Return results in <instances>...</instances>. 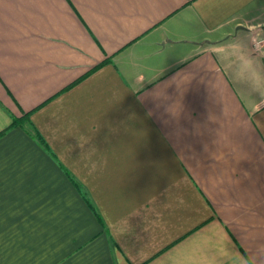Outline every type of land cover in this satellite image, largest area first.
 Segmentation results:
<instances>
[{
  "label": "crops",
  "instance_id": "0c3cea01",
  "mask_svg": "<svg viewBox=\"0 0 264 264\" xmlns=\"http://www.w3.org/2000/svg\"><path fill=\"white\" fill-rule=\"evenodd\" d=\"M257 38L264 0H0V264H264Z\"/></svg>",
  "mask_w": 264,
  "mask_h": 264
},
{
  "label": "trees",
  "instance_id": "16d2710c",
  "mask_svg": "<svg viewBox=\"0 0 264 264\" xmlns=\"http://www.w3.org/2000/svg\"><path fill=\"white\" fill-rule=\"evenodd\" d=\"M105 61H106V59H104V60H103L102 62H100L99 64L93 66L92 69H95V68H97L98 66L102 65ZM88 72H89V71H88ZM88 72H86V73H88ZM77 79H78V78H77ZM29 114H30V111H25V110H23V111H22V114H21L20 116H18V117H13L11 124H16V123H20V124H21V123L24 122V121H29Z\"/></svg>",
  "mask_w": 264,
  "mask_h": 264
},
{
  "label": "built area",
  "instance_id": "2783aa9c",
  "mask_svg": "<svg viewBox=\"0 0 264 264\" xmlns=\"http://www.w3.org/2000/svg\"><path fill=\"white\" fill-rule=\"evenodd\" d=\"M252 48L254 50L264 53V38L253 39Z\"/></svg>",
  "mask_w": 264,
  "mask_h": 264
}]
</instances>
